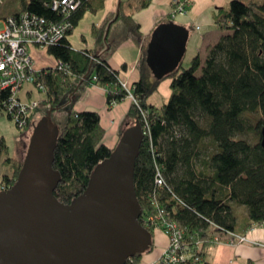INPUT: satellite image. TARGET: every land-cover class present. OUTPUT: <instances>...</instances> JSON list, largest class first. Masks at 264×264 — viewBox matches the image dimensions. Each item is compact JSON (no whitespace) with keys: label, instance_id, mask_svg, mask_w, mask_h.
<instances>
[{"label":"trees","instance_id":"obj_1","mask_svg":"<svg viewBox=\"0 0 264 264\" xmlns=\"http://www.w3.org/2000/svg\"><path fill=\"white\" fill-rule=\"evenodd\" d=\"M14 1L19 5L15 16L27 12L51 23L71 24L67 37L47 50L57 65L44 69L40 77L46 90L42 104L52 114L68 111L66 125L58 131L51 166L61 178L55 199L71 205L86 190L92 172L112 154L102 143L106 132L100 115L74 111L78 90L89 84L109 90L108 107L127 99L117 87L119 72L108 65L101 52L75 51L68 41L86 13L103 8L107 0H77L79 6L68 17L60 8L53 10L54 0ZM150 1L143 0L139 9ZM220 16L217 27L225 34L208 48L204 62L199 55L187 66L181 60L162 79L154 77L146 62L151 37L142 42L139 24L124 13L122 4L117 17L91 31L94 44L109 52L112 45L107 28L120 20L127 31L123 39L140 49V76L133 84L137 105L131 103L128 113L133 125L139 121L143 126L140 112H147L150 132L138 151L134 169L133 185L142 207L140 224L153 234L155 228L147 222L155 211V201L174 218L184 238L198 237L202 242V260L194 264H208L206 250L215 245L210 224L237 235L264 226V148L260 136L264 126V0H232ZM170 22L163 20L159 26ZM165 79L171 86L170 98L155 108L150 99ZM8 95V91L1 92L4 99ZM36 111L24 130L32 129ZM9 150L5 138H0L2 164L9 169L1 178V191L12 188L23 171L24 161L10 157ZM159 175L162 186L156 182ZM237 208L247 213L242 232H238ZM141 256H133L126 264H138Z\"/></svg>","mask_w":264,"mask_h":264},{"label":"water","instance_id":"obj_2","mask_svg":"<svg viewBox=\"0 0 264 264\" xmlns=\"http://www.w3.org/2000/svg\"><path fill=\"white\" fill-rule=\"evenodd\" d=\"M187 38L172 22L154 29L146 62L155 78L176 69ZM31 124L23 171L12 188L0 192V264H126L146 252L152 235L140 224L133 185L144 142L139 121L124 130L71 205L54 197L61 179L51 166L58 129L49 116ZM260 136L264 148V126Z\"/></svg>","mask_w":264,"mask_h":264},{"label":"crops","instance_id":"obj_3","mask_svg":"<svg viewBox=\"0 0 264 264\" xmlns=\"http://www.w3.org/2000/svg\"><path fill=\"white\" fill-rule=\"evenodd\" d=\"M142 1L107 0L103 8L97 9L95 12L88 11L75 27L72 35L68 37L72 49L86 52L96 49L103 54V58L112 69L119 72L123 79L133 85L139 80L140 76L137 71L140 49L130 40L123 39L127 32L124 23L119 20V22L108 26L106 31L108 43L112 45L109 52H104L105 50L101 49L100 45L96 46L94 44L91 33L93 27L100 26L108 19L117 17L119 6L122 4L124 13L131 16L139 24L140 31L143 34L142 42L144 43L149 36H152L154 29L163 23V20L170 19L172 23L188 33L186 52L181 60L189 64L193 57L199 55L201 61L204 62L208 48L219 42L220 37L225 34L217 27V21L221 17L220 15L227 10L228 4L232 0H191L188 11L183 15H176L174 18H171L173 0H151L147 7L139 9ZM2 4L0 5V19L13 15L15 10L13 11L11 8L14 6L13 4H16L15 1L4 0ZM35 59L34 57L33 61L36 66ZM55 65H45L40 67L39 70L53 68ZM123 66H126V70H123ZM163 82L160 84L159 90L164 88ZM166 85L170 87L168 94L170 98L171 86L169 83H166ZM26 91H28L27 98L36 99L41 102L40 104L43 103L45 95L30 87ZM108 93L109 90L95 85H83L78 90V98L73 109L77 113L93 111L100 115L101 125L106 132L102 143L113 150L118 144L120 133L132 126L133 120L128 115L131 101L124 99L121 103L108 107L106 98ZM23 96H25L24 93ZM149 103L153 107H157L151 101ZM36 112L35 115L38 114V111ZM2 161L3 158L0 157V192L2 187L1 178L4 174H9V169L3 166ZM243 211L244 215L242 217L238 216V232H242L246 225L247 213L246 210L243 209ZM244 234L247 235L250 241L249 244L231 246L223 243L210 246L206 250V262L208 264H264V226L250 228ZM151 239V247L147 252L142 253L138 264H160L159 260L168 245V239L162 231L153 232Z\"/></svg>","mask_w":264,"mask_h":264},{"label":"built area","instance_id":"obj_4","mask_svg":"<svg viewBox=\"0 0 264 264\" xmlns=\"http://www.w3.org/2000/svg\"><path fill=\"white\" fill-rule=\"evenodd\" d=\"M0 0V5H3ZM191 0H173L171 18L176 15L185 14L190 8ZM77 0H54L53 10L61 9L64 17H68L71 11L79 6ZM0 110L7 118L15 124L19 131H23L29 126L30 117L40 107V101L26 97L27 88H32L38 93L45 95V87L40 77L44 70L35 68L31 50L33 47L48 50L51 45L67 37V32L71 29V24L67 21L51 23L33 14L20 13V15H10L0 19ZM57 65V62H56ZM60 66V67H59ZM58 67L62 70L61 65ZM96 78H94V81ZM117 87L119 91H124L127 99L137 105L136 97L133 95L134 86L128 83L122 76L117 77ZM8 91L7 99L1 96V92ZM23 96L22 97V95ZM143 126V140L150 135L146 126L148 122L147 112L141 111ZM32 123V122H31ZM30 123V124H31ZM32 127V124H31ZM160 175L156 179L157 184L162 186ZM155 207L153 215L149 217L148 226L163 230L168 245L160 258V264H194L201 261L199 255L202 242L197 239L184 238L181 227L170 214L154 201ZM213 242L215 245H239L249 244L247 235L226 233L218 226L210 224ZM132 262L130 257L126 263Z\"/></svg>","mask_w":264,"mask_h":264},{"label":"rangeland","instance_id":"obj_5","mask_svg":"<svg viewBox=\"0 0 264 264\" xmlns=\"http://www.w3.org/2000/svg\"><path fill=\"white\" fill-rule=\"evenodd\" d=\"M13 5L14 6H12V8H11V9H13V11L14 10L16 11L19 9V5L17 3L13 4ZM120 24H122V22H120ZM130 42H132V41H130ZM30 55H31V58H33V59H34V57L36 58L35 61H36L37 65L36 66L34 65V66H35V68L39 67L37 69H40V67H44L45 65L54 66L56 63L55 58L49 56L46 49H44V48L40 49L37 47H33ZM184 62H185V65L188 64L186 61H184ZM166 83L167 84L169 83L168 79H165L163 84H162V85H164V88L157 91L153 95V97L150 99V101L152 102V104L154 106H157V107L162 106V105L166 104V102L168 101V99H169L168 94L170 91V87H167ZM46 107L47 106H44V104L40 105V107L38 109V114L35 115V118L33 119V121H35V120L39 121L41 119L46 118V116H49L51 119V123H53L54 126H56L58 131H62L66 125V118L68 116V111L66 109H61V110H58L57 112H55L53 114L51 113L50 115H48L49 110ZM31 134H32L31 128L26 129L24 131H19L17 129V127L15 126V124L12 123L7 118V116L5 114H2V116H0V138H3V137L5 138L6 143H7L8 147L10 148V150H9L10 157L24 161L25 152L27 151L29 140L32 136ZM245 137L250 139L251 136L245 135ZM3 160H4V158H3ZM243 209L237 208L236 213L238 214L239 217H242L244 215ZM155 231H160V230L156 229ZM161 231L163 232V230H161Z\"/></svg>","mask_w":264,"mask_h":264}]
</instances>
